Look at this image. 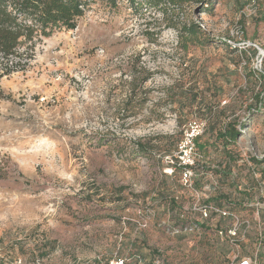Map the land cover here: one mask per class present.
<instances>
[{"label": "rangeland", "instance_id": "obj_1", "mask_svg": "<svg viewBox=\"0 0 264 264\" xmlns=\"http://www.w3.org/2000/svg\"><path fill=\"white\" fill-rule=\"evenodd\" d=\"M86 1L0 80V264H223L234 218L264 254V0ZM193 122L184 185L166 157Z\"/></svg>", "mask_w": 264, "mask_h": 264}, {"label": "trees", "instance_id": "obj_2", "mask_svg": "<svg viewBox=\"0 0 264 264\" xmlns=\"http://www.w3.org/2000/svg\"><path fill=\"white\" fill-rule=\"evenodd\" d=\"M139 1H147L152 7H158L159 0ZM166 1L172 5H177L183 0ZM131 2L135 3L134 0H131ZM215 2L216 0L200 1L206 8H212ZM86 7V0H0V80L15 72L26 71L32 59L36 43L43 38H48L56 31L62 29L67 31L74 30L77 20L83 15ZM194 34V30H192L191 35ZM255 54L256 50H251L250 55L254 56ZM258 72V75L253 74V76H256V79L264 88V72L261 68H259ZM259 104L261 107L264 106L262 101ZM230 124L217 131L215 141L225 146L236 141L239 132L234 125ZM196 150H203V148L196 143ZM252 162L256 163L257 161L252 159ZM174 167L175 170L172 174H175L176 170H181L180 167ZM221 198L224 199L225 197ZM211 201L214 202L216 207L218 206L221 210H225L222 204L217 203L221 202V199H211L209 202ZM209 202H207V206L210 204ZM229 206L233 205L227 203V207ZM220 209L218 210L221 211ZM226 209L231 210L230 208ZM228 214L230 213H226L225 216H228ZM237 237H239V231L237 232ZM259 253L262 254L263 261V252H256L252 256L240 255V257L251 258L255 260L256 264H260L258 261ZM238 261L236 264H238ZM226 262L223 264H226ZM95 263L99 264V262Z\"/></svg>", "mask_w": 264, "mask_h": 264}, {"label": "built area", "instance_id": "obj_3", "mask_svg": "<svg viewBox=\"0 0 264 264\" xmlns=\"http://www.w3.org/2000/svg\"><path fill=\"white\" fill-rule=\"evenodd\" d=\"M258 68V67H257ZM260 68V67H259ZM204 130V125L199 122H193L189 125L183 133L182 139L178 145L176 155L174 159L172 157H166L169 163L172 166L181 168L182 181L184 185H190L192 178V169L194 165V156L196 155V140L199 136L202 135ZM210 210L215 211L222 216H225L226 213L219 211L218 209L210 207ZM204 217L207 216L206 211H203ZM244 223H238V219L234 218L232 226L226 231H218L217 235L220 238H225L228 240L230 246L233 248L232 259L229 258L226 264H256L255 260L248 257H240L239 252H236L235 248H238L237 243V232L240 226ZM248 224V222H247ZM235 252V253H234ZM158 263V262H157ZM108 264H124L123 260H111Z\"/></svg>", "mask_w": 264, "mask_h": 264}]
</instances>
